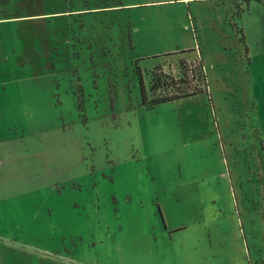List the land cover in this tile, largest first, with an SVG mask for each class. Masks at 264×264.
<instances>
[{
	"label": "rangeland",
	"instance_id": "1",
	"mask_svg": "<svg viewBox=\"0 0 264 264\" xmlns=\"http://www.w3.org/2000/svg\"><path fill=\"white\" fill-rule=\"evenodd\" d=\"M239 3L0 0V264H264V0ZM188 49L209 92L143 105L135 61Z\"/></svg>",
	"mask_w": 264,
	"mask_h": 264
},
{
	"label": "trees",
	"instance_id": "2",
	"mask_svg": "<svg viewBox=\"0 0 264 264\" xmlns=\"http://www.w3.org/2000/svg\"><path fill=\"white\" fill-rule=\"evenodd\" d=\"M194 51V49H188L165 54L167 57L177 59V70L174 72L165 69V62H160L148 71L147 83L138 63L139 59L135 61L143 105L154 107L165 102L209 92L204 61L201 56L193 55Z\"/></svg>",
	"mask_w": 264,
	"mask_h": 264
},
{
	"label": "crops",
	"instance_id": "3",
	"mask_svg": "<svg viewBox=\"0 0 264 264\" xmlns=\"http://www.w3.org/2000/svg\"><path fill=\"white\" fill-rule=\"evenodd\" d=\"M189 2H191V1H193L194 3H195V1L196 0H188ZM234 1V3L232 2V0H223V2H224V4H228V8L231 10L230 12H231V14L232 15H230L233 19H232V21H236L235 20V17H236V15H241V10H242V6H240L241 4L239 3V0H233ZM247 1V5L252 1V0H246ZM257 1H262V0H257ZM235 4V5H234ZM236 6H239V11H237V13L236 12H234V9H236ZM232 10H233V12H232ZM243 12V11H242ZM238 16V17H239ZM237 24V23H236ZM237 25H239V23L237 24ZM241 30V28H240V26L238 27V31H240ZM241 32V31H240ZM243 38L245 39V37L243 36Z\"/></svg>",
	"mask_w": 264,
	"mask_h": 264
}]
</instances>
